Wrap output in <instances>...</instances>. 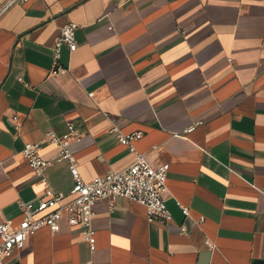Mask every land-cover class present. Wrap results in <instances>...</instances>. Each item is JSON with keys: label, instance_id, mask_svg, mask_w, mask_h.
Returning a JSON list of instances; mask_svg holds the SVG:
<instances>
[{"label": "crops", "instance_id": "obj_1", "mask_svg": "<svg viewBox=\"0 0 264 264\" xmlns=\"http://www.w3.org/2000/svg\"><path fill=\"white\" fill-rule=\"evenodd\" d=\"M71 21L78 48L64 45L65 69L54 72L53 46ZM68 120L80 130L70 146L85 180L130 165L136 154L117 132L142 131L137 150L170 163L173 218L150 222L144 205L121 196L113 208L99 201L94 251L63 218L7 264H264V0L14 5L0 17L2 220L18 224L20 201L35 206L44 193L22 150L51 130L63 134ZM59 152L42 143L44 157ZM45 176L55 191L73 188L66 160Z\"/></svg>", "mask_w": 264, "mask_h": 264}, {"label": "built area", "instance_id": "obj_2", "mask_svg": "<svg viewBox=\"0 0 264 264\" xmlns=\"http://www.w3.org/2000/svg\"><path fill=\"white\" fill-rule=\"evenodd\" d=\"M31 0H4L0 4V17L11 7L17 4H25ZM79 27L77 22L71 21L61 27L59 36L53 46L54 72L65 69L60 62L62 48L68 46L71 51L78 48L76 31ZM21 80L23 77L20 78ZM203 121H196L187 126L181 133L193 131ZM118 131L117 127L112 128ZM80 136V130L72 120L67 122V131L58 134L51 130L45 134L42 141L28 142L22 150V156L33 169L40 182L45 184L44 193L37 200L35 206L25 201H20L23 210V219L15 224L12 220L0 218V264H7L16 250L22 249L26 242L40 228L47 226L52 231L60 230V222L66 218L72 228H82V236L94 251L96 249V229L93 219L96 214L95 205L99 201H107L111 208L115 206L118 197H125L144 205L147 218L150 222L168 224L173 216L167 205L168 197V173L169 162L154 164L146 153L139 152L134 141L143 136V132L131 133L117 132L120 142L136 154L135 160L125 168L111 170L99 175L92 180H85L79 170L78 161L71 149V143ZM48 141L57 144L60 152L46 158L41 154L42 143ZM66 160L73 176L74 185L68 192L55 191L49 186L45 171L56 162ZM186 216L190 215L188 206L182 205ZM204 216L197 221H204ZM181 231L186 233L187 227L181 226ZM206 243L212 246L210 240ZM89 264H94L92 261Z\"/></svg>", "mask_w": 264, "mask_h": 264}, {"label": "rangeland", "instance_id": "obj_3", "mask_svg": "<svg viewBox=\"0 0 264 264\" xmlns=\"http://www.w3.org/2000/svg\"><path fill=\"white\" fill-rule=\"evenodd\" d=\"M4 0H0V4L3 2Z\"/></svg>", "mask_w": 264, "mask_h": 264}]
</instances>
